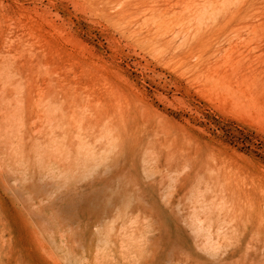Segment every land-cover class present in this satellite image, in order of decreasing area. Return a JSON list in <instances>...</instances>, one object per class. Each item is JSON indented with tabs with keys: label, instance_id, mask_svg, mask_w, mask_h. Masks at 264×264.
<instances>
[{
	"label": "rangeland",
	"instance_id": "obj_1",
	"mask_svg": "<svg viewBox=\"0 0 264 264\" xmlns=\"http://www.w3.org/2000/svg\"><path fill=\"white\" fill-rule=\"evenodd\" d=\"M0 264H264V0H0Z\"/></svg>",
	"mask_w": 264,
	"mask_h": 264
}]
</instances>
